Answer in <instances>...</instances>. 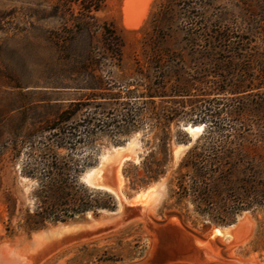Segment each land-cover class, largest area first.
<instances>
[{"label":"rangeland","instance_id":"rangeland-1","mask_svg":"<svg viewBox=\"0 0 264 264\" xmlns=\"http://www.w3.org/2000/svg\"><path fill=\"white\" fill-rule=\"evenodd\" d=\"M59 1L0 0V263L264 264V209L243 212L234 224L246 216L250 221H243L236 238H223L214 231L231 225L209 223L193 213L189 202L171 207L175 200L169 199L170 180L204 129L231 127L264 133V0H176L167 6L174 13L170 29L164 31H157L154 24L160 0H140L132 7H126V0H103L101 11L95 14L99 30L92 36L77 35L72 45L64 36L70 18L54 14ZM73 7L77 12L78 7ZM104 23L111 24L122 39L119 63L105 50ZM214 34L221 42L210 47L206 35ZM89 46L98 57L85 58ZM159 60L171 66L164 78L167 91L182 90L187 95L165 104L179 116L170 126L166 176L141 181V162L151 150L156 151L159 142L155 131L132 132L119 144L102 133L95 143V164L81 174L80 181L84 183V173L98 166L102 169L91 173L97 181L103 170H111L112 175L115 169L122 196L121 217L104 225L34 239V233L50 226L85 225L89 217L97 219L101 212L112 211L87 212L28 228L27 215L35 209L31 196L35 182L26 178L27 133L84 99L93 83L111 89L99 91L107 95L137 86L144 92L155 80L148 70ZM92 69L100 81L90 77ZM140 69L143 74L147 71L145 77L138 75ZM233 85L245 89L231 94ZM156 105H161L158 100ZM206 107L215 109L218 118L201 121L204 116L199 111ZM189 126L199 128L196 136L185 131ZM130 139L136 140L130 149H118L129 146ZM156 157L161 159L160 154ZM124 168L135 172L140 181L131 185L122 174ZM18 175L24 186L15 181ZM160 182L167 188L161 200L154 186ZM149 187L153 189L141 201L124 203L126 197Z\"/></svg>","mask_w":264,"mask_h":264},{"label":"trees","instance_id":"trees-1","mask_svg":"<svg viewBox=\"0 0 264 264\" xmlns=\"http://www.w3.org/2000/svg\"><path fill=\"white\" fill-rule=\"evenodd\" d=\"M175 1L160 0V9L154 16L157 31L170 29L174 12L167 6ZM74 5L78 7L77 12ZM102 7L103 0H60L54 6L55 15L70 18L64 33L69 38V45L77 35L92 36L99 30L95 14ZM101 29L106 52L119 63L123 48L120 35L111 24L104 23ZM206 41L208 46L215 47L221 38L215 34L206 35ZM87 49L85 58L98 57L92 47ZM170 70L171 66L164 61L155 62L148 70L152 71L155 80L141 93L137 86L134 90L124 91V95L120 90L107 95L100 92L111 89H102L99 82L93 83L87 88L90 93L84 99L71 103L55 119L27 133L26 178L35 182L31 193L35 209L27 215L28 228L87 212L116 210L118 203L114 195L90 189L80 181L81 174L95 164V143L102 133L119 144L123 136L132 132L146 128L155 131L159 142L156 151L151 150L141 162L144 173L141 181L166 176L170 126L179 116L165 104L187 96L182 90L179 93L167 91L164 78ZM88 73L100 81L95 70ZM146 73L140 69L138 75L145 77ZM244 89V86L233 85L231 94H239ZM140 100L149 103H140ZM156 100L161 104L158 108ZM199 112L204 116L200 117L201 121H205V117L218 118L213 108L206 107ZM158 154L161 159L156 157ZM175 173V178L170 180L169 199L175 200L171 207L187 201L192 205L193 213L202 220L220 226L232 225L243 212L264 209V133L208 127L186 152ZM122 174L131 185L140 181L137 174L127 168ZM178 215L186 217L185 214Z\"/></svg>","mask_w":264,"mask_h":264},{"label":"bare ground","instance_id":"bare-ground-1","mask_svg":"<svg viewBox=\"0 0 264 264\" xmlns=\"http://www.w3.org/2000/svg\"><path fill=\"white\" fill-rule=\"evenodd\" d=\"M137 1H140V0H126V7H129V6H131L132 7V5L134 4V2L136 3V4H138L137 3ZM144 2V1H143ZM142 4V3H141ZM129 5V6H128ZM140 8V7H139ZM132 9V8H131ZM134 9V8H133ZM137 9V8H136ZM133 12V11H132ZM128 14V13H127ZM135 14V13H134ZM130 17H131V15H130ZM189 128V129H188ZM186 130H187V132H189V134H191V133H193L194 132V134H191L192 136H196L197 135V131L199 130V128H192V127H188ZM196 130V131H195ZM202 130V129H201ZM191 132V133H190ZM134 140V139H133ZM136 141V140H135ZM135 143V142H134ZM134 143H132V140L130 141V142H128V144H129V146H127L126 148H122V147H120V148H118L119 150H125V149H130L131 148V146H132V144H134ZM131 151V150H130ZM120 152V151H119ZM93 171H91L89 174H88V176H91V173H92ZM100 172V171H99ZM119 172V171H118ZM100 174V173H99ZM95 177V176H94ZM119 177V180H121L122 179V176H118ZM88 178V177H87ZM89 178H91V177H89ZM96 180V179H95ZM96 182H97V180H96ZM122 182V181H121ZM154 186H157V193H158V195H159V198H160V200L161 199H163L165 196H166V192H167V188H166V186H165V183L164 182H160V183H156ZM151 188L152 187H149L147 190H145L144 192H140V193H138V194H136L132 199H130V200H127V199H125V202L124 203H126V204H133L134 202H139V201H141V199L142 198H145V197H147V194L149 193V191L151 190ZM154 188H156V187H154ZM153 189V188H152ZM114 194H115V196L119 199V201H120V203L122 202V196L120 197V191H119V188L116 190V192H114ZM158 197V196H157ZM22 199H24V197L22 198ZM26 200H27V197H26ZM122 207H123V205H122V203H121V208L119 209V211L117 212V213H110V214H105V215H102L100 218H93V217H89V222H87V224H85V225H76V224H69V225H67V224H58V225H56V226H50V227H48V228H46L44 231H42V232H39V233H34L33 234V238L34 239H36V238H38V237H41L42 235H46V236H51V235H54V234H61V233H64V232H69V231H71V230H74V229H76V228H81V227H93V226H99V225H104V224H107V223H111V222H114V221H116V220H118L121 216V213H122ZM246 223V222H249L250 221V217L249 216H246L245 218H244V220H241L237 225H235V226H231V227H227L226 229L224 228V229H216L215 231H214V235H216V236H223V238L224 237H227V236H231V235H233L234 236V234L236 233V231L240 228V226L244 223V222ZM0 231H2V228L0 227ZM237 234V233H236ZM237 236L235 235L234 236V238H236ZM230 238H232V237H230ZM33 242H34V240H33ZM14 249V248H13ZM13 252V251H12ZM17 257V256H16ZM15 257V258H16ZM1 263H2V261H1ZM0 263V264H1Z\"/></svg>","mask_w":264,"mask_h":264},{"label":"water","instance_id":"water-1","mask_svg":"<svg viewBox=\"0 0 264 264\" xmlns=\"http://www.w3.org/2000/svg\"><path fill=\"white\" fill-rule=\"evenodd\" d=\"M189 127H192L193 129L196 128L195 126H189ZM188 127L185 128V131H187ZM189 133V132H188ZM191 135V134H190ZM131 140L133 139H130L128 142H130ZM135 140V139H134ZM128 142L126 144H128ZM125 144V145H126ZM94 169H102L101 166H98L96 168H93L91 170H89L88 172L84 173V175L81 177V180L87 185L89 186L90 188L92 189H95V190H100V191H105V192H108V193H111L112 195L115 196L114 192H116V190L118 189V181H117V177H116V170L113 169V173L112 175L110 174L111 173V170L110 171H107V170H103V174L101 175V180L97 181L95 180V177L94 175L91 176V178H87V175ZM15 181L21 185V186H24L23 183H24V179L22 177H20L19 175L16 176L15 178ZM134 195H131L129 197H126L128 200L132 199ZM28 200V199H27ZM118 201V208L115 210V211H112V212H101L100 213V217L102 215H105V214H112V213H117L119 211V209L121 208V203L119 202V200L117 199ZM241 220H239L236 224H233L231 226H235L237 225ZM87 222L84 221L83 224H86ZM72 224H79V223H76V222H72ZM229 226V227H231ZM224 228H227V227H223V228H220V229H224ZM237 233V234H236ZM236 233L234 234V236L238 235V230L236 231Z\"/></svg>","mask_w":264,"mask_h":264}]
</instances>
